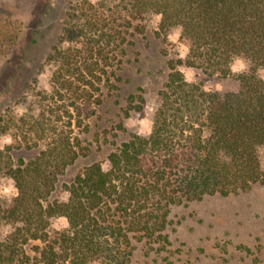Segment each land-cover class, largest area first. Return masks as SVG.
<instances>
[{
  "label": "trees",
  "instance_id": "16d2710c",
  "mask_svg": "<svg viewBox=\"0 0 264 264\" xmlns=\"http://www.w3.org/2000/svg\"><path fill=\"white\" fill-rule=\"evenodd\" d=\"M156 19L163 42L180 29L187 55L167 62L151 133L113 142L104 162L64 185L68 201L52 200L60 176L91 152L73 124L89 134L105 100L120 96L129 51ZM237 60L248 64L239 89L215 90ZM46 63L52 90L29 115L0 118V130L15 141L20 132L26 148L43 143L28 161L0 163L18 191L0 201V222L12 228L0 264H128L135 243L168 251L173 207L264 184V0H73ZM125 102V118L141 112L144 88ZM117 132L128 130L119 123ZM60 217L66 230L52 227Z\"/></svg>",
  "mask_w": 264,
  "mask_h": 264
},
{
  "label": "rangeland",
  "instance_id": "374dc122",
  "mask_svg": "<svg viewBox=\"0 0 264 264\" xmlns=\"http://www.w3.org/2000/svg\"><path fill=\"white\" fill-rule=\"evenodd\" d=\"M71 1L0 0V118L8 110L17 117L29 115L41 100L39 94L52 90L53 66L46 63V58L62 32L63 18ZM157 23L158 19L148 23L147 33L130 49L128 62L121 72L120 96L105 100L100 112L89 120V134L81 133L73 124L74 135L83 138L91 152L60 176L52 200L68 201L64 185L82 168L104 162L113 142L125 139L130 133H151L156 91L167 73V62L187 55V49L179 41L180 29L173 30L163 42L156 34ZM247 67L244 60L235 61L231 77L219 81L214 89L237 91L238 76ZM181 70L188 81L195 80L192 69L182 67ZM261 76L264 78V71ZM139 87L146 94L143 109L125 118L120 108ZM119 123H123L127 134L117 132ZM13 136L14 133L4 134L0 130V163L10 157L11 165L17 166L20 159L28 161L43 148L40 143L39 147L28 149L20 132L18 140ZM17 195L13 180L3 168L0 170L1 203L8 205ZM170 221L167 232L172 245L168 251L162 252L158 246L143 242L135 243L128 264H264V184L228 197L210 196L177 205L172 209ZM52 227L63 231L68 228V222L66 218H56ZM11 231L10 225L0 222V240ZM32 245L38 242L27 247L31 255Z\"/></svg>",
  "mask_w": 264,
  "mask_h": 264
}]
</instances>
